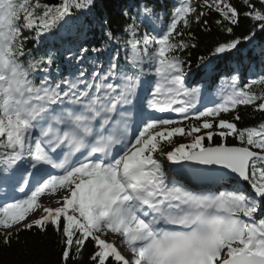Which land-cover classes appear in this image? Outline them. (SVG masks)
<instances>
[{"label": "snow or ice", "instance_id": "snow-or-ice-1", "mask_svg": "<svg viewBox=\"0 0 264 264\" xmlns=\"http://www.w3.org/2000/svg\"><path fill=\"white\" fill-rule=\"evenodd\" d=\"M238 2L241 7L232 0H173L167 24L159 30L152 24L143 35L137 21L158 17L147 3L136 5L137 16L124 28L123 63L117 51L106 68L61 76L58 66L55 75L51 71L55 51L33 55L29 39L71 23L73 10H91L95 0H0L5 245L12 235L6 230L14 227L17 234L51 229L60 237L62 264L82 260L89 243V264H264V121L237 126L240 106L264 116V72L242 86L232 76L218 102L196 108L200 89L186 85L181 55L196 47L187 30L195 23L210 31L202 18L216 14V26L227 35L244 21L251 27L218 43L200 63L207 68L211 57L245 44L264 67V42L257 43L264 36V0ZM105 35L112 39L110 31ZM86 51L69 48V62ZM146 65L152 79H145ZM141 88L150 96L141 97ZM228 113L231 120L220 118ZM177 137L188 142L177 144ZM228 138L237 143L227 144ZM57 150L61 155L54 156ZM177 172L210 183L189 189L173 178Z\"/></svg>", "mask_w": 264, "mask_h": 264}, {"label": "trees", "instance_id": "trees-1", "mask_svg": "<svg viewBox=\"0 0 264 264\" xmlns=\"http://www.w3.org/2000/svg\"><path fill=\"white\" fill-rule=\"evenodd\" d=\"M32 2L34 3L35 0ZM40 2L51 5L60 3V0H40ZM232 2L237 7H241L238 0H232ZM145 3L154 8L158 18H149L151 20L149 23L148 20L141 17L137 21L138 33L143 35L150 31L152 24H155L157 29L165 26L171 10V7H168L170 5L168 0H95V6L91 10H73V15L69 18L72 22L63 29L66 32V34L64 33L65 42L78 37L74 40V45L71 48L73 53H78L81 47L87 49L82 59L73 56L69 62L68 50L64 47L63 39L59 37L58 26L52 32L41 35L46 37L44 43L39 44L37 40L30 38L27 47L33 49V55L39 56L44 54L46 50L54 48L53 46H58L54 43L60 41L63 45L56 50V62L51 70L56 72V66H58L60 73L64 74L68 72L70 66L76 69L84 68L87 73L89 70L93 71L94 67L97 69L106 68L109 58L117 51L120 53V62L123 63L124 52L126 51L124 41L128 38L124 33V28L131 23L132 17L137 16L136 5L143 6ZM125 12H128L129 15H124ZM217 18L216 14L202 18L208 20L210 31H204L200 25L195 23L191 29L187 30L195 37L192 42L196 44L195 48H189L186 52L181 53L187 62L185 78L188 83L195 84L193 81L200 79L199 76L203 73L201 69L204 65L200 63V57H208L218 43L234 37H243L251 27L248 21H244L241 26L234 28V34L230 36L220 31L216 26L215 20ZM109 31L112 33L111 40L105 35ZM25 35H29V33L26 32ZM261 42H264V36L258 35L257 43ZM93 61L96 63L94 64ZM210 62L214 65H212V76L207 80L209 85L206 87V91L208 92L214 88L213 85L218 83L222 76H230L236 73L243 79L244 84L247 77L252 78L264 72L259 59L251 56V50L245 44H241L239 50L225 54L223 58L211 57ZM254 90L260 91L259 88ZM237 111L242 117V120L237 122L238 128L256 126L264 121V116L258 112H253L251 106H240ZM232 115V113L222 114L220 118L231 120ZM207 143L205 141V146ZM214 143H219L218 137L214 138ZM226 143L234 145L237 141L228 138ZM163 150L169 151L170 146L163 145ZM241 187L250 191V187L246 184H242ZM10 233L12 235L10 243L7 245H5V236L0 234V264H62L60 237L51 229L42 233L33 228L32 230L20 231L18 234L16 229H13ZM92 250V245L89 243L84 250L83 259L77 261L76 264H89L88 258Z\"/></svg>", "mask_w": 264, "mask_h": 264}, {"label": "rangeland", "instance_id": "rangeland-1", "mask_svg": "<svg viewBox=\"0 0 264 264\" xmlns=\"http://www.w3.org/2000/svg\"><path fill=\"white\" fill-rule=\"evenodd\" d=\"M61 24H63V22H61ZM66 25H68V24H66ZM66 25H63V26H60V25H58V30H59V37H60V39H63L64 38V27L66 26ZM78 38V37H77ZM77 38H73L72 39V41H67L66 42V48H71L72 47V43H73V41L74 40H76ZM37 39L40 41V42H43V41H45V37H42V36H38L37 37ZM68 40V39H67ZM140 91V90H139ZM200 94H201V91H200ZM139 95H141V92H139ZM198 103H199V100H198V102H197V104L196 105H198ZM174 107H177V108H179V107H181V105H174ZM174 115L175 116H179L177 113H174ZM178 138V140H176L175 141V143H177V144H179V143H187L188 142V140H186V139H183V138H180V137H177ZM165 167H166V163H165ZM167 168V167H166ZM174 177V176H173ZM177 180H179V182L178 183H180V184H185L184 183V180H180V178L179 179H177ZM209 184V183H208ZM186 185H188V184H186ZM203 185H207V184H203ZM202 185V186H203ZM189 186V185H188ZM202 186H200V187H198L197 189L198 190H200V188L202 187ZM191 187V186H190ZM194 189H196V188H194ZM43 199V198H42ZM31 219H35V216H32V218ZM11 229H9V230H6V231H10ZM3 231H5V230H3V229H0V233H3ZM112 238V237H111ZM111 238H109V239H111Z\"/></svg>", "mask_w": 264, "mask_h": 264}, {"label": "bare ground", "instance_id": "bare-ground-1", "mask_svg": "<svg viewBox=\"0 0 264 264\" xmlns=\"http://www.w3.org/2000/svg\"><path fill=\"white\" fill-rule=\"evenodd\" d=\"M176 140H178V138H175ZM66 150V149H65ZM60 153V150H57V153H54L53 155L54 156H58V154ZM75 159H79V158H81L80 157V154L79 153H76V155H75V157H74ZM48 199V197H43V200H47ZM56 205H53V207H55ZM30 218V217H29ZM0 234H2V233H0ZM3 235V234H2Z\"/></svg>", "mask_w": 264, "mask_h": 264}]
</instances>
